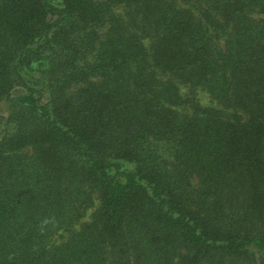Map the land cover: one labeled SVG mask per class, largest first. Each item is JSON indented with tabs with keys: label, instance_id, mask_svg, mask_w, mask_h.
<instances>
[{
	"label": "trees",
	"instance_id": "16d2710c",
	"mask_svg": "<svg viewBox=\"0 0 264 264\" xmlns=\"http://www.w3.org/2000/svg\"><path fill=\"white\" fill-rule=\"evenodd\" d=\"M0 264H264V0H0Z\"/></svg>",
	"mask_w": 264,
	"mask_h": 264
},
{
	"label": "rangeland",
	"instance_id": "374dc122",
	"mask_svg": "<svg viewBox=\"0 0 264 264\" xmlns=\"http://www.w3.org/2000/svg\"><path fill=\"white\" fill-rule=\"evenodd\" d=\"M196 96L198 97V100L202 104H209L210 100L207 94L204 93L203 90H197Z\"/></svg>",
	"mask_w": 264,
	"mask_h": 264
}]
</instances>
